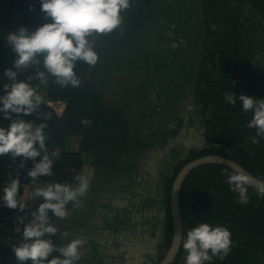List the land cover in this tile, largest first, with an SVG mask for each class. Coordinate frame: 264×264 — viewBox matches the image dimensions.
Masks as SVG:
<instances>
[{
    "label": "trees",
    "instance_id": "1",
    "mask_svg": "<svg viewBox=\"0 0 264 264\" xmlns=\"http://www.w3.org/2000/svg\"><path fill=\"white\" fill-rule=\"evenodd\" d=\"M130 5L122 13L124 22L120 29L98 36L96 47L104 62H111L112 58L118 60L117 63L131 59L133 62L137 58L143 62L142 58L148 54L143 52L140 43H146L145 22L148 14L156 15L161 10L176 11L179 13L177 23H181L182 27L184 22L181 20L192 18L194 21L190 41L187 48H181V53L189 49L192 63L196 66L191 81L194 105L200 114L197 128L199 135L196 139L204 143L192 146L187 158L178 159L173 173L164 179L160 200L165 206L167 224L162 245L168 249L173 233L169 209L170 189L176 173L187 161L204 154L219 153L239 162L255 177L264 179V138L257 137L259 144L253 143L255 130L247 127L251 113L243 112L239 101L232 105L224 99L225 94L230 92L237 96L243 93L264 99V0H130ZM45 22L48 21L41 12L40 0H0L1 65L8 59L13 68L16 54L6 40L10 31L22 24L34 31ZM151 62L154 63V59ZM88 67L90 65L83 61L76 63L74 71L81 80L79 87H61L54 77L49 76L47 100L39 111L41 115L51 113V119H38L36 113L26 118L37 124H47L44 129L46 145L61 144L70 137L76 138L78 142V151L63 152L54 160L53 175L42 176L45 184H75V176L81 172L88 154L95 156L92 163L96 166L106 165L116 171L130 173L132 169L122 159L123 153L154 145L163 147L168 142V138L161 142L150 137V130L156 128L152 127V123L157 124L156 120L147 123L143 116L136 120L133 115L128 116L123 110L102 103L99 93L84 76ZM126 67L129 68L128 65ZM33 68L27 67L26 72L29 73ZM97 68L104 67L93 66L89 72L91 78L96 77ZM40 70L44 71L42 64ZM147 70L148 67L145 68ZM186 87L184 83L179 90ZM178 99L180 103H177ZM183 99L179 96L173 101V105L176 104L174 113L184 107ZM83 119L90 120V125H84ZM177 123L181 126L182 118ZM148 124L150 126L147 128ZM169 131V128L164 130L167 136ZM246 142L252 144V154L242 151V145ZM175 149L173 146L171 151ZM172 157L175 160L178 154L173 153ZM25 163L23 168L20 167V159L17 163L23 178L28 177L27 171L32 166L31 160ZM9 164L11 156L7 155L5 166L0 165V190L5 187L2 182L10 171ZM233 171L227 165L211 162L193 168L185 176L179 198L184 221L183 238L171 263L184 264L186 252L183 241L186 231L196 223L207 222L213 226H226L232 233L230 254L224 260L213 257L216 262L264 264V197L251 186L248 188L249 203L241 204L238 194L231 191L226 182L227 174ZM26 187L29 186L20 188L21 196H25L23 190ZM13 211L0 203V264H18L11 246L22 240V234L14 230L19 223L10 218ZM151 232L154 234V230ZM48 238L58 245L61 235L57 232Z\"/></svg>",
    "mask_w": 264,
    "mask_h": 264
},
{
    "label": "clouds",
    "instance_id": "2",
    "mask_svg": "<svg viewBox=\"0 0 264 264\" xmlns=\"http://www.w3.org/2000/svg\"><path fill=\"white\" fill-rule=\"evenodd\" d=\"M41 12L48 22L34 31L19 25L7 36V45L16 54L13 68H7L4 76L9 83L3 85L0 94V114L10 120L7 127L0 126V156L10 155L14 160L20 158V167L32 161L27 176L33 181L42 176L53 175V158H58L59 149L51 152L46 146L44 129L46 123L37 124L25 120L24 116L37 114L38 119L49 120L51 113L40 114L45 98L33 87L31 81L48 82L55 78L61 87H79L81 80L74 71L76 63L94 66L99 56L90 37L112 33L124 22L122 15L130 8V0H40ZM42 57V60L40 59ZM43 66L44 71L40 70ZM34 66L36 71L27 79H18V72ZM15 69V70H14ZM225 101L236 105L239 101L245 113H251L247 127L255 130L253 143L259 144L264 138V99H256L241 93H227ZM84 125L91 121L83 119ZM75 184L47 183L37 186L26 196L20 195L19 179H12L0 196L3 206L23 212L29 209V201L41 200L38 207L30 210L31 219L24 223L22 216L15 232L22 234V240L13 244L12 250L18 264H78L82 260L81 247L84 241L73 238L57 246L52 239L58 228L52 218L64 219L68 215L70 202H79L90 188V177L78 174ZM255 178L243 170H234L227 174L226 182L231 191L238 194L241 204L249 203L248 188L255 186L257 193L264 197V181ZM23 225L21 228L20 225ZM232 233L226 226L210 225L207 222L196 223L186 231L183 249L186 252L184 264H209L213 257L224 260L231 252ZM58 253V255H53Z\"/></svg>",
    "mask_w": 264,
    "mask_h": 264
},
{
    "label": "flooded vegetation",
    "instance_id": "3",
    "mask_svg": "<svg viewBox=\"0 0 264 264\" xmlns=\"http://www.w3.org/2000/svg\"><path fill=\"white\" fill-rule=\"evenodd\" d=\"M157 1L160 2V0H157ZM169 1L172 2V0H169ZM155 14L156 15H153V13H151L147 15V20L145 22L146 43L144 42L140 43L141 47L142 45H144L142 50L143 52L148 54V56L146 58H142L143 62H141L138 58L134 60L133 62L131 61L133 59H131L130 61H126V62L119 61L118 62L120 63L119 66L117 65L118 60L114 58L111 59V62L107 61L108 62L107 63V62H104L101 57H99L96 65L102 66L104 68L103 69L97 68L95 71L96 77H92V80L95 81L94 89H96V91L97 90L101 91L100 89L103 90V88L107 89L108 85L105 84L104 81L108 74H111L114 71H119V73H122V72L125 73L124 71H126L127 76H129L130 78L133 76L135 77L137 76L136 78L135 77L131 78L132 81H130V84H129L130 88L128 90L130 98H131V105L133 104L132 109H133L134 115L138 113V112H135L134 110L135 108L134 103L136 100H138L139 102H142L141 104L142 109L139 112L143 111L144 122L150 123V121L156 120L157 121L156 127L162 126L164 127V129L169 128L171 130L185 128L188 131L189 130L193 131L197 129L200 125V114L197 110V106L194 105V99L192 95V83H191L192 78H193L192 77L193 73H195L196 71V66H195V63H192V58H190L191 57L190 52L188 51L189 49L184 51V54H182L181 48L183 49L187 48V45L191 38V30L193 28L192 23L194 21L192 18L181 20L184 22V26L182 27L181 23L180 24L177 23L179 13L176 11L161 10V11L156 12ZM117 29H120V27H118ZM145 44H147L148 46H145ZM183 56L185 58H183ZM152 59H154V63L151 62ZM156 62H158L157 65L155 64ZM96 65H94V67ZM127 65L129 66V68L126 67ZM149 66L151 67V69ZM146 67H148L147 71H145ZM142 75L146 76V79H141ZM102 77L104 78V81ZM151 78H152V83H151ZM142 81H144V85H142ZM184 83H186L187 87L184 88L182 91H180L179 88H181L182 84ZM179 96L184 98L183 101L185 104H184V107L180 108L179 111H176L175 112L176 114H175L174 108L176 104L173 105L174 103L173 101H175L176 98H179ZM101 97H100V100H101ZM166 97L170 99L166 100ZM179 101L180 99L177 100V103ZM166 107L168 109H166ZM194 113L196 115L197 114L199 115V117L194 118V119H198V121L193 119L192 120L193 125L191 124L188 126L187 123L190 122L189 119L191 115ZM134 118L136 117L134 116ZM179 118H182L181 126H178V123H177ZM149 126L150 125L148 124L147 128ZM202 143L204 142L196 141L195 143L192 144V146L199 145V144L202 145ZM175 144H178L175 140H172L171 142L168 141L165 151L171 150V148L175 146ZM192 146H189L188 150H190ZM147 148H150V147H147ZM157 149L159 150L160 148H157ZM138 150H141V149L136 148L135 150L132 151V153ZM130 152L128 153V155L131 154ZM166 159L168 160L169 158H166ZM131 165L134 167L133 164ZM99 168L100 167H98V170H100ZM112 170H115V169H112ZM132 171L133 170H130V172ZM117 172H120V171H117ZM124 172L127 173L128 171H124ZM140 172L141 171L136 170V177L137 178L141 177L143 179H140L139 181L136 180L137 181L136 185L138 188H136V190L132 189L134 191V197L130 194V198L126 199L125 195H119L120 193H112L110 191L111 184L110 182L106 181V178H109V176L105 173L104 175L107 176L105 177V181L106 183L108 182L107 185L110 186V187L108 186L109 189H107V191L102 190L100 188V187H103L101 185L102 183L100 184L99 182H97L96 184L98 188H97L96 193H93V191L91 192L88 191L84 197L80 198L78 202L79 212L76 216L77 220L73 221L74 230H75V232L73 233V238H81L84 241L81 249H84L89 252V247H90L88 245L89 242L85 240L88 239V241H90V240L96 239L100 234L105 235L108 232L109 234L111 233L108 228L103 230L100 227L101 225L99 223L98 225L95 222V220H88V221L78 220L80 217V211H81L82 206L86 205V208H88L90 204L93 205V203L95 202L94 201L91 203L89 200V197H94V199H97V201H99L100 203H106V205L109 207L108 212L110 214L111 213L114 214L112 218L117 221L118 225H122V224L124 225L125 222L129 224L128 227H125V226L123 227L126 230L125 236L122 237L121 235H119L123 239L129 236L128 239L132 241V243H129L128 242L129 240L126 241L124 239L123 242L125 241L124 242L125 246L126 244L132 247L137 246L134 244L133 240L135 239L137 233L138 235L140 234L139 232H141L143 236L145 235V233H148L146 235L151 236L152 238L157 235H160L161 222L160 220L156 218V216L155 218H152L155 214L151 215L152 222H150L148 218L147 219L145 218L144 212L141 211L142 217L144 216L142 220H136L132 213L133 211H137L136 207L132 205L133 202L134 204H136V202L141 201L143 205L149 201L150 202L152 201L156 203V206H155L156 208H159L158 206L165 207L164 205L161 204V200H160L163 194V191L161 190L159 191L160 194L157 196V199L155 198L156 196L151 198L150 196L151 194L148 193V188L145 186V184L149 182V177H151L152 174L144 173V176H143V174L139 175ZM101 174H103V172L100 171L99 176L97 175V179L101 176ZM152 189H154V186L152 187ZM101 200H103V202H101ZM129 202L131 203L130 205H129ZM179 202H180V199H179ZM131 205L132 207H130ZM180 211H181V208H180ZM110 214H109V220H99L97 222H104L106 224H111L112 220L110 218ZM116 215L118 216L116 217ZM163 221H166V224H167V220H163ZM172 225H173V222H172ZM183 226H184V221L182 220V227ZM144 228H146V232H144L143 230ZM105 230L107 232H105ZM152 230H154V234L151 232ZM182 238H183V234H182ZM99 244L100 243L96 241L94 247L91 250L92 253L100 250ZM140 246L142 248V244H140ZM138 262L139 264H143V259H141V256L139 257ZM111 264H114V258L112 259ZM115 264H122V262L121 260L117 259L115 260ZM209 264H220V263L216 262V260L213 259L211 262H209Z\"/></svg>",
    "mask_w": 264,
    "mask_h": 264
},
{
    "label": "rangeland",
    "instance_id": "4",
    "mask_svg": "<svg viewBox=\"0 0 264 264\" xmlns=\"http://www.w3.org/2000/svg\"><path fill=\"white\" fill-rule=\"evenodd\" d=\"M90 39L92 40V42L94 44L95 50L98 52V49L96 47V42L98 41L97 40L98 36L96 34H93L90 37ZM143 47H144V45H142L141 48L143 49ZM98 56H99V54H98ZM92 68H93V66L88 67L84 76L86 78H88L91 85L95 88V86H94L95 81L92 80V78L89 75V71L92 70ZM124 72L125 73H123V72L119 73V71H114L111 74H108L106 76L105 81H104V78L102 77L105 84L108 85V88L107 89L103 88V90L100 89L102 92L99 90H97V91L99 92L100 97L102 96L101 100L103 101V103L105 105L121 109L128 116L133 115L136 117V120H139L143 116V111L139 112L142 109V107H141L142 102H139L138 100L135 101L134 110H135V112H138V113L136 115H134L133 109H132L133 104L131 105V98H130V95L128 92V90L130 88L129 87L130 81H132L131 78H134L135 76L130 78L129 76H127L126 71H124ZM132 72H134V71H132ZM113 74H115V75H113ZM141 79H146V76L142 75ZM196 117H199V115L198 114L196 115L195 113L192 114L190 119H189L190 122L188 121L189 123H187V125L188 126L191 124L193 125L192 120ZM194 120L198 121V119H194ZM155 124L156 123H152L153 127H156ZM184 129L185 128H182L179 130L177 129L178 130L177 132H176V130H171L168 132V134H169L168 136L165 134V132H164L165 129L162 126L156 127L153 130H150L152 133V135L150 137L151 138L153 137L155 139V141L161 140V142L162 141L165 142L167 138H168V141H170V142L172 140H175L178 143V144H175L176 149L173 152L171 150L165 151L166 145L168 144V142H167V143H165V145L163 147H159L157 145H154L150 148H147V149L144 148V149L135 151L133 153L131 151L130 155L123 153L122 158L124 159V161H128L129 163L134 165V167H133L130 164V167L133 170L130 173H128V172L125 173L124 171L117 172L115 170H112L113 169L112 167L110 168V167H107L106 165L96 166L95 163H92L95 156L91 155V154L87 155L89 157L88 158L89 163L91 162L92 165L96 169H98V167H100L99 168L100 170H97V171L98 172L101 171V172H103V174L106 173L109 176V178H106V181L110 182V184H111V190L110 191L112 193H120L119 195H125L126 199L130 198V194L134 197V191L132 189L136 190V188H138L136 185V183H137L136 180L139 181L140 179H143L141 177H139V178L136 177V170L141 171L139 173V175L143 174V176H144V173H147V174L151 173L152 176L149 177V182H147L145 184V186L148 188V193L151 194L150 195L151 198L156 196L155 198L157 199V196L160 194L159 191L160 190L162 191V187H163L165 177L170 176L173 173L174 168L177 165L176 162L178 159L184 160L187 158L188 152H189V150H188L189 146H192V144L197 141L196 136L199 135V131L197 129L193 130L194 129L193 128L192 129L193 131H191V130L188 131L187 129H185V130ZM69 141H72V142L70 143L67 141L64 144L58 146L61 149V151L75 148V143L77 144L75 138L70 137ZM157 148H160L159 149L160 151ZM50 151H52V150H50ZM242 151H247L250 154H252L253 153L252 144L246 142L244 145H242ZM173 153L175 155H176V153L178 154V157L175 160H173V157H172ZM166 158H169V159L167 160ZM81 172H82V167H81ZM91 172H93V170ZM91 174L92 173H88L87 175L90 176ZM97 175H98V173H94L90 178V188L88 191H90V192L93 191V193L97 192V188L94 185V179L97 178ZM108 186L109 185H106L107 189H109ZM153 186H154V189H152ZM89 200L91 201V203L94 201H97V199H94V197H89ZM130 204L131 203L129 202V205ZM132 205L135 206L136 210H137V211L132 212L134 215V218L136 220H142L144 217V216L142 217V212H144L145 218H148L150 222H152L151 221V215H153V214H155L156 218L158 220H160V222H161L160 235H157V236L152 238L151 236L146 235L148 233H145V235L143 236L141 234V232H139L140 234L138 235V233H137L135 239L133 240L134 244L137 245V247H138V257L141 256V259H143V264H156L166 253V248L162 245L164 238H165L164 232H165V226H166V221H163V220H167L166 219L167 216L165 213V211H166L165 207L158 206L159 208H156L155 207L156 203L152 202V201L151 202L149 201L143 205H142L141 201L136 202V204H134V202H133ZM132 205L130 207H132ZM142 206H143V208H142ZM112 216H114L113 213L110 214V218L112 220L111 224H107L106 227L110 230V232H112V234L114 231V232H116V235H121L122 237H124L126 234V230L123 227L124 226L128 227L129 224L125 222L126 224L124 223V225L123 224L118 225L117 221L115 219H113ZM117 216L118 215H116V217ZM155 216H153L152 218H155ZM87 219L88 218L86 217L85 220H87ZM25 221H27V220H25ZM143 230H144V232H146V228H144ZM108 234H109V232L107 233V235ZM122 237H121V240H124V239L126 241L129 240L128 242L132 243V241L130 239H128L129 236L125 237L124 239ZM61 239H62V237L60 238V241H61ZM140 244H142V248H141ZM111 245H113V243H110V244L108 243V245H107L108 248ZM125 247L121 248V253H123V254L125 252H127V251H125V249H126ZM171 264H176V263H171Z\"/></svg>",
    "mask_w": 264,
    "mask_h": 264
},
{
    "label": "crops",
    "instance_id": "5",
    "mask_svg": "<svg viewBox=\"0 0 264 264\" xmlns=\"http://www.w3.org/2000/svg\"><path fill=\"white\" fill-rule=\"evenodd\" d=\"M2 49L3 48L1 47L0 48V54L2 53L1 52ZM12 60H13V58L11 57L10 61H12ZM8 61H9L8 59H5L2 65H1V62H0V94H3V92H4L3 85L5 83H9L7 78L4 76L5 69L11 68V66H12V63L8 62ZM26 70H27V68H25L24 70L18 72V77L17 78L26 80L28 76L34 75V73L36 71L35 68H33L29 73H27ZM31 84H34V87H36L37 90L39 91V93L44 96L45 102H46L47 95H48V90H49V79H48V82L46 84H41V82L39 80L33 79L31 81ZM27 117H29V116H24L22 114V118L23 119L26 120ZM10 122H11L10 120H6L3 117V114H0V126L7 127ZM72 138H74V137H72ZM69 139H66L61 144H56V145L47 144L46 146L49 149V151L50 150L59 149V156H58V158H59L60 155L63 152H66V151H78L79 150L78 142H77V139L75 138V140L77 142V144L75 143V148L61 151V149L58 146L64 144L67 141L71 143L72 141H69ZM85 157L86 158H85V160L83 162V165H82V172H80L78 174L92 173L89 176L91 178V176L94 173H98V176H99V172L97 171L98 169H96L92 165L91 162L89 163V159H88L89 157L88 156H85ZM58 158H53V159L57 160ZM6 160H7V155L0 156V165L2 167L5 166L4 163L6 162ZM1 166H0V170L2 169ZM92 170H93V172H91ZM0 174H1V171H0ZM9 174H10V172H8V175ZM105 177H107V176L104 175V174H101V176L98 179L96 178L97 180L94 179V184H95L96 188H98L96 183L99 182V183H102L101 185L103 186V187H100V188L102 190L107 191V188H105L106 185H107V183L105 181ZM37 186L38 185H30L29 187H26V189L23 190V192L25 193V196H26L27 193H30L31 191H33L34 188L37 187ZM3 188L4 187H2V189L0 190L1 194H3ZM38 201H39V199H36V200H33V201H29V209L30 210H34L37 207ZM101 202H103V200H101ZM67 207H68V215H67L66 218L58 219V218L53 217L52 221H51L54 225L57 226L58 233H60V235L62 237L61 241L57 245L58 247L62 246L63 243H65L66 241H69V240L73 239V233L75 232L73 221L75 220V218H76V216H77V214L79 212L78 211V203L77 202H70ZM108 211H109V207L106 205V203H100L99 201H95L94 204L89 206L88 208H86V205L84 207L82 206L81 211H80V217H79L78 220H85L86 217L89 220H95V222L97 224L99 223L101 225L100 227L104 230V229H107V227H106L107 224L104 223V222H97V221H99V220H109V214L110 213ZM21 213L22 212H20L19 210H15V211H13L11 213L10 218H12L15 223H20V221L18 220V217L21 216ZM88 219L86 221H88ZM25 220H27V219H24V223H27L28 221H25ZM105 232H107V231L105 230ZM85 241L89 242L88 243V245L90 246L89 247V252L84 250V249H81V252L82 251H84V252H82V260L79 261L78 264H111V261H112L113 258H114V264H115V260H117V259L121 260L122 264H139L137 246L132 247V246H130V245L128 246V244H126V247H125V244H124L123 240H121V237H119V235H116V232H114V231H113V234H112V232L110 234H108V235L107 234H105V235L104 234H100L96 239L90 240L91 242L88 241V239L85 240ZM96 241H98V243H100L99 244L100 245V250L97 251V252L92 253L91 250L94 247ZM108 243L109 244L113 243V245H111L108 248V246H107ZM122 247H125L126 248L125 251H127V252L124 251L125 252L124 254L121 253V248Z\"/></svg>",
    "mask_w": 264,
    "mask_h": 264
},
{
    "label": "water",
    "instance_id": "6",
    "mask_svg": "<svg viewBox=\"0 0 264 264\" xmlns=\"http://www.w3.org/2000/svg\"><path fill=\"white\" fill-rule=\"evenodd\" d=\"M211 162H216V163L227 165L233 170H243L244 172L254 177L255 180L264 181V179L255 177L245 167H243L239 162L235 161L234 159L230 157L219 154V153L204 154V155L192 158L191 160L187 161L176 173L173 179L172 185H171V191H170V197H169V209H170V214H171V218L173 222V234H172L171 243L165 255L160 259V261L157 264H170L174 260L179 250L181 241H182L183 227H182V217H181V211H180V205H179V198H180L181 186H182L185 176L193 168L200 166L202 164L211 163ZM255 180H254V184H255ZM21 216L24 219H27V221L30 220L31 219L30 210L25 209L21 213Z\"/></svg>",
    "mask_w": 264,
    "mask_h": 264
},
{
    "label": "built area",
    "instance_id": "7",
    "mask_svg": "<svg viewBox=\"0 0 264 264\" xmlns=\"http://www.w3.org/2000/svg\"><path fill=\"white\" fill-rule=\"evenodd\" d=\"M20 158L13 159L11 157V164L8 165L9 172L10 174L7 175L4 180H3V185L6 186L12 179H19L20 181V188H23L25 186H30V185H44L45 182L43 181L42 177H39L37 180L33 181L31 178H23L21 175V168L17 165L18 161Z\"/></svg>",
    "mask_w": 264,
    "mask_h": 264
}]
</instances>
